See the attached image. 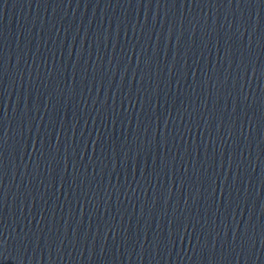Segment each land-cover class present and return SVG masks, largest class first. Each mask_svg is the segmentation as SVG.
I'll return each instance as SVG.
<instances>
[{"label":"water","instance_id":"1","mask_svg":"<svg viewBox=\"0 0 264 264\" xmlns=\"http://www.w3.org/2000/svg\"><path fill=\"white\" fill-rule=\"evenodd\" d=\"M0 264H264V0H0Z\"/></svg>","mask_w":264,"mask_h":264}]
</instances>
